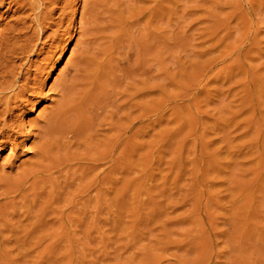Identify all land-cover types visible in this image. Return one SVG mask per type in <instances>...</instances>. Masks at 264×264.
Wrapping results in <instances>:
<instances>
[{"label":"rangeland","instance_id":"374dc122","mask_svg":"<svg viewBox=\"0 0 264 264\" xmlns=\"http://www.w3.org/2000/svg\"><path fill=\"white\" fill-rule=\"evenodd\" d=\"M68 1L22 118L64 85L67 133L10 191L37 140L0 146V264H264V0Z\"/></svg>","mask_w":264,"mask_h":264},{"label":"bare ground","instance_id":"6f19581e","mask_svg":"<svg viewBox=\"0 0 264 264\" xmlns=\"http://www.w3.org/2000/svg\"><path fill=\"white\" fill-rule=\"evenodd\" d=\"M58 4H60V8ZM70 5L68 0H0V10H4L1 11V18L7 19L8 16H10V18L8 17L9 19L12 18L11 22L6 21V23L0 18V146L4 149L9 146L12 152L18 145L17 142L20 137L25 136L26 139L34 138V140H37L36 142L32 141L36 150L35 161L29 164L28 167H24V170L18 173L16 179L10 182L7 181L9 191L11 188L23 187L30 180H35L45 175L47 166L44 163L48 158L49 148H51L50 138L57 134L60 136V134L67 133L64 117L68 114L69 108H71L69 106L72 102L67 93L65 95L67 88L64 85L61 87L64 91L60 89L62 93L60 94L61 99L56 107L46 114L42 123L38 121L30 124L29 127H33L32 130L34 129V131L29 130L30 132H27L22 118L27 107L32 104L33 98L41 94L37 84L39 82L36 81V78L43 71V68L42 65H38L33 72L31 67L34 66V62L31 61V58L42 53L46 54L44 52L46 51L45 49L50 50L58 36H61L59 34L62 32L66 33L69 29L71 30L68 27L69 25L65 27L67 21L71 19H68L70 12H67ZM58 10H60V16L58 17L60 20L58 19L59 22L57 20V24H53V15ZM69 10H71V7ZM46 23H48L47 27L50 29L56 26V29L52 30V33L47 36ZM44 37L50 45L42 43V48H39L40 41ZM45 59L42 58V60ZM25 66H28V68H25ZM4 181L6 182L0 176V186L5 184Z\"/></svg>","mask_w":264,"mask_h":264}]
</instances>
